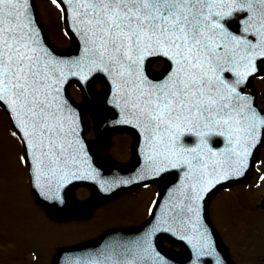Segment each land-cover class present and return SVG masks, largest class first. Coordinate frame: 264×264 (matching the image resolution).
Returning a JSON list of instances; mask_svg holds the SVG:
<instances>
[{
  "label": "water",
  "instance_id": "obj_1",
  "mask_svg": "<svg viewBox=\"0 0 264 264\" xmlns=\"http://www.w3.org/2000/svg\"><path fill=\"white\" fill-rule=\"evenodd\" d=\"M28 1L29 4L18 0L16 4L14 0H4L1 10L6 23L0 26V103L8 109L28 155L32 144H48L47 148L51 150V142L61 144L64 137L69 136L72 140L70 135L73 134L74 139L83 143L81 111L70 104L66 94L70 82L95 73L86 84L79 83V86L96 110H106L96 103L106 101L110 90L108 83H105L100 99H95L91 92L92 81L103 77L101 72H109L107 68L98 67L97 63L104 58L99 56L104 53L106 42L117 41L121 47L123 44L131 45L127 41L140 45L146 38H156L157 44L151 43L148 53L170 54V62L164 72L155 77L145 75L151 83L146 88L142 84V76L135 89L119 72L112 84L123 91L129 90L127 100L131 102L179 103L176 109L178 117L196 128L190 167L187 154L186 161L181 159L178 164L179 170L164 174L171 177L164 182L161 197L171 198L172 203L163 211L164 233L161 234L185 246V256L180 264H231L209 223L206 205L222 187L248 178L256 152L264 140V110L259 111L255 107L253 93L243 94L264 59V15H261L264 2L242 0L243 10L236 13L241 0H226L220 8L224 9L229 25L220 13L219 20L223 19V23L205 26L206 33L197 28L194 35L195 29H190V24L185 23L195 16L201 23L202 15H191L178 6L170 8L165 21L168 14L165 13L161 19L163 5L155 0H133V3L104 0L112 1L111 8L95 4L99 0H70L72 8L65 10V19L66 23L67 17L72 19L66 28L74 46L70 52H48L54 59L72 60L71 65L63 62L51 64L46 59L44 81L35 87L29 70L22 67L24 62L19 61L22 55L20 44L26 31L31 39L36 38L34 43L39 53L43 54L46 44L40 35L41 40L38 37L32 0ZM92 9L96 11L89 12ZM243 11L247 15L240 29L231 28V22L238 21ZM213 14L212 10L209 16ZM100 15L103 16L98 18ZM179 27L181 33L173 39L171 33ZM88 38L95 39L91 48L86 41ZM162 39L168 41L165 43ZM174 71L177 85L168 76H173ZM109 76L113 75H106ZM139 109L135 107V110ZM167 117L165 114V119ZM56 149L60 152L54 155L63 160L62 166L66 167L64 161L68 164L70 182L67 192L81 183L93 188V180L100 187L107 188L116 182L110 175L112 164L108 160H98L94 152L90 151V156L86 152L84 155H69L61 152L60 146ZM54 155L46 154L42 158ZM96 193L94 198L98 202L102 197ZM261 207L264 208V197ZM79 208L82 212L85 209ZM137 233H131L129 238ZM163 253L168 259L165 258V263L161 259V264H179L172 255Z\"/></svg>",
  "mask_w": 264,
  "mask_h": 264
},
{
  "label": "rangeland",
  "instance_id": "obj_2",
  "mask_svg": "<svg viewBox=\"0 0 264 264\" xmlns=\"http://www.w3.org/2000/svg\"><path fill=\"white\" fill-rule=\"evenodd\" d=\"M35 4L40 23L46 32L48 31L46 35L50 43L57 48L66 46L68 36L64 31L60 6L53 0H35ZM157 63L162 65V62ZM252 90L256 95L257 104L264 107V64L261 76L255 77L252 81ZM70 93L74 100H81L79 92L71 89ZM92 135V123L89 121L87 136ZM123 142L125 141L116 136L111 137L108 151L114 159H121L124 155L120 153V156L114 149L117 144L122 146ZM29 187L21 140L9 116L0 107V264L29 262L31 249L35 251L39 249L45 253L54 247L53 243L77 244L91 238L89 234L94 233V229L125 224L129 222L130 217L140 215L136 211L116 209L118 205L127 207L132 204L123 198L118 199L108 210L95 209L87 219L67 221L68 230L64 233L58 231L62 234L61 238L52 240L55 236L49 239V229L46 227L48 221L44 220L37 210ZM85 192V188H79L76 195L83 198L87 195ZM263 192L264 143L258 151L248 182L245 185L238 184L220 191L213 197L208 207L211 223L227 246L235 264H264L262 262L264 261V210L256 209ZM137 201V206H140L141 199ZM103 213L106 215L101 217L99 226L87 230L81 227L82 223H92L95 215ZM69 225L73 226L69 227ZM51 227L53 228L54 225ZM163 245L173 251H179V247L174 244L163 243ZM22 249H26L27 252Z\"/></svg>",
  "mask_w": 264,
  "mask_h": 264
},
{
  "label": "flooded vegetation",
  "instance_id": "obj_3",
  "mask_svg": "<svg viewBox=\"0 0 264 264\" xmlns=\"http://www.w3.org/2000/svg\"><path fill=\"white\" fill-rule=\"evenodd\" d=\"M163 67V64L160 65L157 63V61H153L152 63H150V68L153 71H158L159 69H161ZM93 135L91 137H88V139H90L93 143L96 144V149H97V154L99 156H103V155H108L112 158V155L109 153L108 151V147L110 144V139L112 136H116L121 140H124L125 142L121 144H117L115 146V151L117 153H124L123 156H121V159H114L117 162L120 163H128L133 159V136L129 133L126 132H111L108 133L106 135V142L105 144H100L99 143V136L97 133H95L92 130ZM101 153V154H100ZM125 156V157H124ZM33 200L35 201V203H37L36 198L33 196ZM150 198L148 196L147 193L144 194V200L139 202L141 203L140 206H137L138 201L135 200H130L128 202H132L131 205H128L127 207H123L122 205H118L116 206L117 208H122V209H126L128 212H132V211H136L137 213H140V215L135 216V217H130L129 222L125 223V224H115L112 226H103L104 228H99V229H94V233L89 234V237L92 238H96L98 237L102 232H104L105 230L109 229V228H114V227H135L140 225L147 217L151 208V203H149ZM126 202V201H125ZM40 208H39V212L42 216V218L46 221H48V223L46 224V227L49 233V239H51L52 237L55 236V238H52V240H58L61 238V233H59L58 231H63L66 232L68 230V226H67V221L69 218L67 217H63L60 216L58 214H54L49 212V210L47 208H45L43 205L39 204ZM112 207V204L110 205L109 209ZM106 214H98V215H93L94 219L92 220V223H88L86 224V226L84 225L83 227L87 229H92L96 226H99L100 223V219L101 217H105ZM100 216V217H97ZM90 217V216H89ZM88 217V218H89ZM51 225H54V227L52 228ZM83 225V224H82ZM103 229V230H102ZM101 230V231H100ZM65 234H63L64 237ZM160 243H163V240H160ZM52 245H54L53 248H50L49 250H47V252H41L39 249H37L35 251V260L33 263L31 264H52L53 263V259H54V253L60 248V247H64V246H69L66 243L63 244H58L57 243H53Z\"/></svg>",
  "mask_w": 264,
  "mask_h": 264
}]
</instances>
